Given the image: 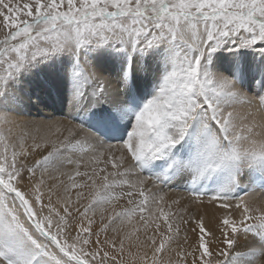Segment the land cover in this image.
<instances>
[{
    "label": "snow or ice",
    "instance_id": "snow-or-ice-1",
    "mask_svg": "<svg viewBox=\"0 0 264 264\" xmlns=\"http://www.w3.org/2000/svg\"><path fill=\"white\" fill-rule=\"evenodd\" d=\"M0 264H264V0H0Z\"/></svg>",
    "mask_w": 264,
    "mask_h": 264
},
{
    "label": "bare ground",
    "instance_id": "bare-ground-1",
    "mask_svg": "<svg viewBox=\"0 0 264 264\" xmlns=\"http://www.w3.org/2000/svg\"><path fill=\"white\" fill-rule=\"evenodd\" d=\"M54 108L56 109V113L57 114H60V109H61V105L57 106V105H54ZM48 110H52V109H48ZM177 195H180V193H177V192H170L169 193V197L170 198H176ZM211 216H212V210H209L208 212V218L206 219V224L211 227L212 226V223H211Z\"/></svg>",
    "mask_w": 264,
    "mask_h": 264
},
{
    "label": "rangeland",
    "instance_id": "rangeland-1",
    "mask_svg": "<svg viewBox=\"0 0 264 264\" xmlns=\"http://www.w3.org/2000/svg\"><path fill=\"white\" fill-rule=\"evenodd\" d=\"M57 106H59V104H57Z\"/></svg>",
    "mask_w": 264,
    "mask_h": 264
}]
</instances>
